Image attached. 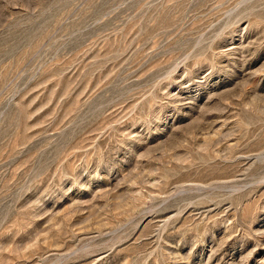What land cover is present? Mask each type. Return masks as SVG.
I'll return each mask as SVG.
<instances>
[{"label": "rangeland", "instance_id": "rangeland-1", "mask_svg": "<svg viewBox=\"0 0 264 264\" xmlns=\"http://www.w3.org/2000/svg\"><path fill=\"white\" fill-rule=\"evenodd\" d=\"M0 264H264V0H0Z\"/></svg>", "mask_w": 264, "mask_h": 264}]
</instances>
